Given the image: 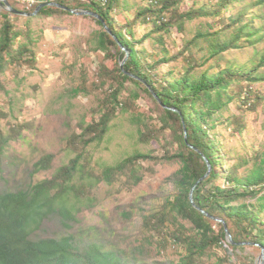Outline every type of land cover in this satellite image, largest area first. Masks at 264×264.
<instances>
[{
  "label": "trees",
  "instance_id": "1",
  "mask_svg": "<svg viewBox=\"0 0 264 264\" xmlns=\"http://www.w3.org/2000/svg\"><path fill=\"white\" fill-rule=\"evenodd\" d=\"M12 0H10L11 2ZM55 1L78 10H92L103 18L88 15L101 28L96 32L95 48L104 51L106 57L114 59L109 67L102 64L98 80L92 89L86 83L74 87V95L99 91L98 119H82L80 131L75 132L71 142L79 150L69 162L58 167L50 178L29 182L17 189L0 190V264H140L136 255L125 250L107 247L91 237L86 240L69 230L85 208L94 206V188L101 182L112 183L119 175H127L131 185L139 184L146 171L142 161L154 159L176 162L179 167L175 173L176 191L165 197L159 209L144 214L143 225L164 235L172 227L171 236L182 245L183 253L178 261L170 264H220L217 248L236 253V249L250 242L262 249L264 247V150L253 158L245 173H239L232 165L223 171L226 153L221 147L217 128L225 121L234 124L242 132L244 122L224 117L230 104L238 99L241 103L250 101L251 108L256 101L264 98L261 93L242 88L234 91L232 86L247 82L264 83V0H218L217 3L200 8H185V0H149L141 7L136 16L126 24H119L115 17V7L120 0H110L106 4L95 1L77 0H37L28 12V20L37 16H52L58 13L72 14L71 11L56 5H45L33 14L42 3ZM12 7L16 8L12 2ZM19 10V9H17ZM230 15H222L224 11ZM17 17L19 14H15ZM3 18L0 28V74L12 65H23L34 61L35 37L30 25L25 29L16 26L11 11L0 10ZM220 16L216 25L209 30L200 29L191 42L199 39L211 42L212 58L221 57L231 48L250 45L254 47L253 58L244 64L226 63L219 70L209 68L196 71L193 62L185 67L181 75L173 68L163 70V66L178 58L170 55L165 45V33L173 26L185 30V22L198 17ZM153 22V30L158 31L157 41L161 48L148 49L145 40L151 33L137 38L135 25ZM105 23L111 31L105 27ZM220 25L219 28L216 26ZM228 35L223 37L224 34ZM22 36V40L20 37ZM115 36L118 38L116 39ZM130 54L121 66V61ZM182 55V53H180ZM193 58L191 53L189 58ZM4 85L0 80V90ZM125 91L128 96H125ZM144 93L148 94L158 108L157 125L154 118L141 109L131 114L136 126L138 139L150 142L159 139L161 134L170 130L172 147L160 157L152 153L136 151L112 164H105L96 174L89 169V148L101 144L111 131L114 120L122 112L135 106V100ZM254 101V103L252 102ZM187 132L188 141L185 138ZM11 137L0 133V171L2 156ZM192 146H191V145ZM206 156L212 164L210 174L198 180L207 172ZM54 155L47 153L33 165V173L49 169ZM250 164V158H243ZM224 178V183L219 179ZM196 205L212 216L223 218L234 241L227 238L224 223L206 215L190 200L192 188ZM254 201H247V198ZM57 216L67 233L54 237H38L37 231L51 216ZM166 237H164L165 239ZM218 259L210 263L212 257ZM252 264V263H245Z\"/></svg>",
  "mask_w": 264,
  "mask_h": 264
},
{
  "label": "rangeland",
  "instance_id": "2",
  "mask_svg": "<svg viewBox=\"0 0 264 264\" xmlns=\"http://www.w3.org/2000/svg\"><path fill=\"white\" fill-rule=\"evenodd\" d=\"M37 0H8L15 4L18 11L31 9ZM218 0H185L184 7L209 6ZM149 0H120L115 7V17L119 24H126L133 19L137 11L148 4ZM16 9V8H15ZM0 10H6L0 4ZM264 11V6L260 7ZM28 13V12H27ZM224 11L222 15H230ZM19 14L20 16H16ZM16 26L25 29L30 25L35 37L34 61L23 65H12L0 74L4 89L0 90V133L11 137L2 156L0 171V190L17 189L29 182L50 178L55 170L70 161L79 151L71 142L75 132L80 131V121L98 119L99 91L74 95L72 89L86 83L92 89L98 80V71L102 64L112 67L114 59L106 57L104 51L95 48L96 32L101 26L85 14L58 13L52 16H37L28 20V14L11 11ZM220 16L198 17L185 22V30L180 31L173 26L165 33V45L170 55L178 54V58L163 66V70L173 68L181 75L193 62L196 71L209 68L219 70L226 63H248L255 54L254 47L247 45L231 48L221 57L205 62L210 55L211 42L199 39L191 42L200 29L209 30V25L218 23ZM3 18L0 16V28ZM217 28L220 25L217 24ZM137 38L151 33L145 40L148 49H160L156 40L158 31L153 30V22L135 25ZM224 34L223 37L228 35ZM22 40V36L20 37ZM264 47V42L257 45ZM182 53V55L180 54ZM193 58H189V55ZM264 69V68H263ZM234 91L250 88L252 97L255 93L264 95V83H235ZM125 96L128 92L125 91ZM254 103V101L252 100ZM236 98L224 117L235 118L244 122L242 132H238L234 124L226 121L217 128L221 147L226 153V164L223 171L232 165L237 166L239 173H245L253 162V158L264 150V98L256 101L251 108ZM154 118L151 122L157 125L158 108L153 99L146 93L135 100V106L128 112H122L114 120L113 127L106 139L99 145L89 148V169L99 174L105 164H112L136 151L148 152L160 157L165 150L172 147L168 141L172 136L167 130L159 139L142 142L138 139L136 126L131 121V114L139 110ZM173 149V147H172ZM54 155L51 167L33 173V165L43 155ZM250 158L245 164L243 158ZM145 172L142 181L131 185L127 175H119L112 183H99L93 191L96 197L94 206L85 208L79 213V220L69 231L81 235L86 240L92 239L104 243L107 247L122 249L129 255H136L140 264H170L178 261L184 248L171 236L172 227L167 228L164 235L149 230L143 225V216L160 208L164 199L176 191L175 173L179 167L176 162H162L148 159L141 162ZM224 183V178L219 179ZM254 201V198H247ZM57 216H51L37 231L38 237H54L67 233ZM164 237H166L164 239ZM220 261L216 256L210 263L219 260L220 264H252L258 263L261 254L259 245L247 243L236 253L217 248Z\"/></svg>",
  "mask_w": 264,
  "mask_h": 264
},
{
  "label": "water",
  "instance_id": "3",
  "mask_svg": "<svg viewBox=\"0 0 264 264\" xmlns=\"http://www.w3.org/2000/svg\"><path fill=\"white\" fill-rule=\"evenodd\" d=\"M0 4H1L2 6H4L6 9H8V10H10V11H12V12L29 14V13H27V12H20V11H18L17 9H15L14 7L11 6V4L8 2V0H0ZM47 4H48V5H56V6L62 7V8H64V9H67V10L71 11L72 13L85 14V15H92V16H95L96 18H99V19H102V20H103V18H102V16H101L100 14H98V13L92 11V10H78V9H75V8H70V7H68V6H65V5H63V4H61V3H58V2H55V1H51V2H48V3H42L41 5H39V6L36 8V10L33 12V14H36V13L40 10L41 7H43V6L47 5ZM105 27L107 28L108 31H111L110 28H109V26H108L106 23H105ZM115 38L118 39L116 36H115ZM122 48L126 50V56H125L124 59L121 61V66L123 67V64H124V62L126 61V59L128 58L130 52H129V50L126 49L124 46H122ZM185 138H186V141H188V137H187V132H186V130H185ZM190 145H191V144H190ZM191 146H192V145H191ZM204 157H205V159H206V161H207V163H208V170H207V172H206V173H205V174H204V175L198 180V182L201 181V180H203L204 178H206V177L210 174V172H211V170H212V164H211V162L209 161V159H208L206 156H204ZM193 190H194V187L192 188L191 193H190V200H191V202H192V203H193L198 209H200L201 211H203L206 215L211 216V217H213L214 219L223 222V223H224V226H225V229H226V233H227V238H228V240H229L231 243H234V244H235L236 242L234 241V239H233V237H232V234H231V232H230V230H229V228H228V225H227L226 221H225L223 218H221V217H216V216H212V215H210V214H209L208 212H206L204 209H202V208H200L198 205H196V203H195V201H194ZM241 243H250V242H241ZM257 264H264V247H262V249H261V254H260L259 258H258V263H257Z\"/></svg>",
  "mask_w": 264,
  "mask_h": 264
},
{
  "label": "built area",
  "instance_id": "4",
  "mask_svg": "<svg viewBox=\"0 0 264 264\" xmlns=\"http://www.w3.org/2000/svg\"><path fill=\"white\" fill-rule=\"evenodd\" d=\"M77 1H95V2L102 3V4H106V3H108L110 0H77Z\"/></svg>",
  "mask_w": 264,
  "mask_h": 264
}]
</instances>
